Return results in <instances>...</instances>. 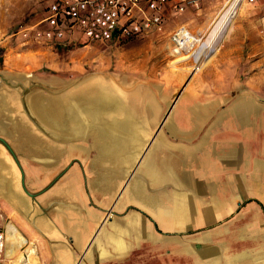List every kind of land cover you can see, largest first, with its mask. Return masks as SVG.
Returning <instances> with one entry per match:
<instances>
[{
    "label": "crops",
    "instance_id": "0c3cea01",
    "mask_svg": "<svg viewBox=\"0 0 264 264\" xmlns=\"http://www.w3.org/2000/svg\"><path fill=\"white\" fill-rule=\"evenodd\" d=\"M252 8L229 55L199 74L222 81L190 87L198 96L162 133L117 146L88 131L85 178L73 148L85 134L55 137L33 110L46 98L0 88L1 264H264V0ZM174 12L164 5L162 28ZM9 225L24 239L12 258Z\"/></svg>",
    "mask_w": 264,
    "mask_h": 264
},
{
    "label": "rangeland",
    "instance_id": "374dc122",
    "mask_svg": "<svg viewBox=\"0 0 264 264\" xmlns=\"http://www.w3.org/2000/svg\"><path fill=\"white\" fill-rule=\"evenodd\" d=\"M50 1L0 0L2 92L5 93L6 89L13 91L18 89L22 97L25 96L27 104L35 105L40 102L39 99L58 96L61 88L56 87L55 83L61 80L70 83L67 89L62 88L61 91L73 92L83 85L86 77L91 76L95 80L105 78L111 90V97L136 110V113L127 112L132 115L130 119L143 120V125L133 129L137 135L146 139V136L162 133L166 120L178 117L184 112L187 94L198 96L190 91V87L197 88L201 86V82L222 81L213 77L200 78L199 74L206 66L211 65L215 56L229 55L233 49L232 40L237 38V32L233 31V27L237 23L248 22L254 16L252 6L261 0H245V3L240 4L212 51H207L200 57L198 63L206 61L208 63L196 73L190 71L196 64L193 57L174 62L176 56L172 49L175 46L171 41V34L176 28L186 24L184 27L193 35L204 30L200 34L204 40L208 34L205 32L207 26L227 0H198L196 5L186 11L169 13L164 19V28L161 31L128 38L121 42L87 43L80 34L78 35L80 39L73 35L66 39L64 44H38L27 41L21 30L34 26L41 20ZM181 54L187 56L190 53L181 50ZM120 114V111H116L110 116L102 117L108 122L112 118L124 119ZM146 123L147 126H144ZM150 124L152 126H148ZM85 136L83 137L85 139L73 145L75 150L80 151V159L77 158L78 166L82 168L84 178L87 173L88 139L87 134ZM107 169L117 176L120 171L114 168ZM134 169L132 167L122 170L125 172L123 177L128 178ZM28 255L22 254L19 261H24Z\"/></svg>",
    "mask_w": 264,
    "mask_h": 264
},
{
    "label": "bare ground",
    "instance_id": "6f19581e",
    "mask_svg": "<svg viewBox=\"0 0 264 264\" xmlns=\"http://www.w3.org/2000/svg\"><path fill=\"white\" fill-rule=\"evenodd\" d=\"M243 3H245V0H227L224 6L222 7V9L217 13V15L212 19V21L207 26L205 32L206 33L208 32V34L206 35V38L204 40H202V37H200V32L199 34L197 33V35L195 36L189 32L186 45L184 47H181V49L174 47L172 49V53L174 54V56H176L174 62L186 60L189 57H193L194 62L196 64L191 67L190 71L194 73L199 72L208 63V61L203 63H198L200 57L204 55L207 51H212V49L216 45L215 43L217 39L221 36L223 29L228 25L231 18L235 14L237 8L240 6V4ZM181 50H184L185 52H189L190 54L184 56L181 54ZM69 84L70 83H68L66 80H61L59 82H56L55 86L62 89V88H66ZM40 103L44 105L43 106L37 105L36 107L33 108L35 115L39 119H43L45 123L52 130H54L53 133L54 136L59 139L64 137V139L67 138L73 140L83 136L84 134L86 135L90 130H91L90 133L93 136L98 137V139L99 137L110 136L113 140H116L117 146H119V141L122 142L121 140L124 141V139H127L131 141V140H135L136 138L133 129V123L128 120L130 119V114L126 113L127 105L125 104L126 105L125 106L120 101L111 97V90L109 89L108 81L105 78L100 80H95L91 76L86 77L83 82V85L79 89L77 90L75 89L74 92L65 93L62 97H58L55 99L46 98L45 101H41ZM107 111H122L124 115L123 118H125V121L124 120L121 121L122 119L117 120L116 118L113 119L111 122H106L107 120L105 121L104 120L105 117L103 118L102 115L104 114V112ZM44 132H46V130ZM114 149L115 148H113V150ZM131 176L132 175H130V177ZM20 236L17 233L16 227L13 225H9L7 230V237H6L7 238L6 240L7 246L5 251L6 258H12L17 253L18 247L24 242V239H22ZM11 264H16V263L11 262Z\"/></svg>",
    "mask_w": 264,
    "mask_h": 264
},
{
    "label": "built area",
    "instance_id": "2783aa9c",
    "mask_svg": "<svg viewBox=\"0 0 264 264\" xmlns=\"http://www.w3.org/2000/svg\"><path fill=\"white\" fill-rule=\"evenodd\" d=\"M198 0H51L43 18L21 30L23 37L38 44H64L80 34L87 43L121 42L162 30V10L170 4L177 12L196 5ZM189 31L180 26L171 34L175 48L187 43ZM85 42V43H86ZM4 241L0 233V264Z\"/></svg>",
    "mask_w": 264,
    "mask_h": 264
},
{
    "label": "water",
    "instance_id": "95a60500",
    "mask_svg": "<svg viewBox=\"0 0 264 264\" xmlns=\"http://www.w3.org/2000/svg\"><path fill=\"white\" fill-rule=\"evenodd\" d=\"M132 173V172H131ZM130 176V175H129ZM132 176L134 177L135 176V172L132 174Z\"/></svg>",
    "mask_w": 264,
    "mask_h": 264
}]
</instances>
